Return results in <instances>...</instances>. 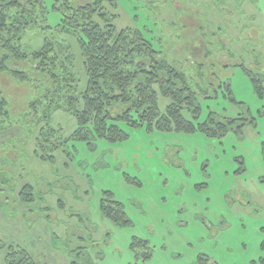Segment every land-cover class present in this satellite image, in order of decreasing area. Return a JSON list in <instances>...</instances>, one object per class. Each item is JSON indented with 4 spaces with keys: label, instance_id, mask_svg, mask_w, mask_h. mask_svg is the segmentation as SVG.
<instances>
[{
    "label": "rangeland",
    "instance_id": "1",
    "mask_svg": "<svg viewBox=\"0 0 264 264\" xmlns=\"http://www.w3.org/2000/svg\"><path fill=\"white\" fill-rule=\"evenodd\" d=\"M53 1L44 0L49 11L41 23L51 29H28L23 49L54 38L79 60L75 40L53 29L62 18ZM104 5L116 28L140 30L194 84L221 83L216 98L199 99L200 122L209 111L221 118L247 109L254 122L221 137L122 123L123 140L71 139L72 116L29 105L48 90L39 71L27 67L26 81L0 73L7 100L0 116V264L10 246L24 248L36 264H142L130 248L134 239L149 242L144 264H264V0ZM240 64L261 79L262 97ZM48 129L51 141L38 147ZM45 154L52 158L42 160ZM26 183L33 186L30 204L17 197ZM105 192L122 204L130 225L102 215L101 201L110 204Z\"/></svg>",
    "mask_w": 264,
    "mask_h": 264
},
{
    "label": "trees",
    "instance_id": "2",
    "mask_svg": "<svg viewBox=\"0 0 264 264\" xmlns=\"http://www.w3.org/2000/svg\"><path fill=\"white\" fill-rule=\"evenodd\" d=\"M107 1L113 0L53 1L52 9L62 15L56 25L58 29H53L75 40L78 60L71 45L63 44V40L57 42L54 38H45L37 50L29 52L23 49L21 40L28 29H51L49 25L41 24L46 23L49 11L44 0H0V73L9 72L14 78L26 81L29 78L27 67L39 71L48 84V90L42 99H33L29 105L32 108L37 104L45 105L72 116L76 128L67 138L123 140L127 134L120 127L122 123L131 127L146 123L148 128L187 133L199 131L221 137L232 130L233 125H238L239 129L253 121L250 116L246 119L220 118L209 111L200 122L199 99L216 98L221 83L217 88L210 83L203 87L194 84L186 72L169 62L140 30L116 28V15L105 8ZM19 64L24 67H18ZM197 66L200 79H204V67L201 64ZM239 66L244 67L242 64ZM243 70L250 77L257 95L262 97L261 79L249 69L244 67ZM228 87L226 85V90ZM231 100L241 104L232 97ZM6 105L7 100L0 92V116L6 114ZM50 132V129L42 132V142L37 141L38 147L45 148L46 142L51 141ZM53 146L57 148L58 144ZM34 153L38 157L37 150ZM48 157L52 158L45 154L41 159ZM32 190L30 183L24 184L18 190L19 201L23 204L35 201ZM105 193L110 204L101 201L102 215L118 225H130L122 204L112 197V193ZM39 208L44 209L42 205ZM4 247L0 244V249ZM16 248L15 251L9 247L5 256L8 264H35L28 251L19 246ZM130 248L137 259L142 255V264L151 258L147 240L134 239Z\"/></svg>",
    "mask_w": 264,
    "mask_h": 264
},
{
    "label": "flooded vegetation",
    "instance_id": "3",
    "mask_svg": "<svg viewBox=\"0 0 264 264\" xmlns=\"http://www.w3.org/2000/svg\"><path fill=\"white\" fill-rule=\"evenodd\" d=\"M243 65V64H242ZM249 68V67H248ZM249 70H250V68H249ZM248 116H250L251 118V120H253V121H251V122H249L247 125H249V124H252L253 122H254V117H252L250 114H248V109L246 110V112L244 113V114H242V115H237V116H235V117H241V118H244V119H246V118H248ZM243 122V121H242ZM246 125V126H247ZM238 125H235L233 128H232V130H230V131H234V128L235 127H237ZM245 126V127H246ZM229 131V132H230ZM5 248V247H4ZM3 248V249H4ZM17 250V248H15V251ZM8 251H9V249L7 250V252L4 254V259H3V261L5 262V264H8L7 262H6V260H5V256H6V254L8 253ZM34 261V260H33ZM35 262V261H34ZM36 264V263H35Z\"/></svg>",
    "mask_w": 264,
    "mask_h": 264
}]
</instances>
